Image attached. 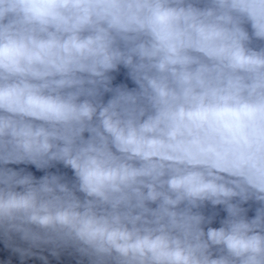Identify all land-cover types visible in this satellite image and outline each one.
<instances>
[{
	"label": "clouds",
	"instance_id": "9594fccd",
	"mask_svg": "<svg viewBox=\"0 0 264 264\" xmlns=\"http://www.w3.org/2000/svg\"><path fill=\"white\" fill-rule=\"evenodd\" d=\"M0 264H264V0H0Z\"/></svg>",
	"mask_w": 264,
	"mask_h": 264
},
{
	"label": "water",
	"instance_id": "95a60500",
	"mask_svg": "<svg viewBox=\"0 0 264 264\" xmlns=\"http://www.w3.org/2000/svg\"><path fill=\"white\" fill-rule=\"evenodd\" d=\"M8 166L13 168H24L26 171H31L37 178L42 176L45 172V170L36 169L34 165H8ZM48 171L66 172L67 170L63 169L62 166H57L56 168L49 169ZM68 175H71V173L68 172Z\"/></svg>",
	"mask_w": 264,
	"mask_h": 264
}]
</instances>
